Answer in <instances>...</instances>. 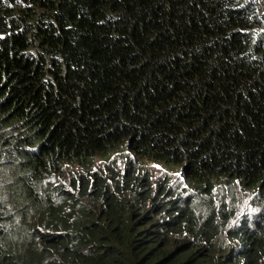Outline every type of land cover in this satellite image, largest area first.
Segmentation results:
<instances>
[{
  "label": "trees",
  "instance_id": "1",
  "mask_svg": "<svg viewBox=\"0 0 264 264\" xmlns=\"http://www.w3.org/2000/svg\"><path fill=\"white\" fill-rule=\"evenodd\" d=\"M0 264H264V0H0Z\"/></svg>",
  "mask_w": 264,
  "mask_h": 264
}]
</instances>
